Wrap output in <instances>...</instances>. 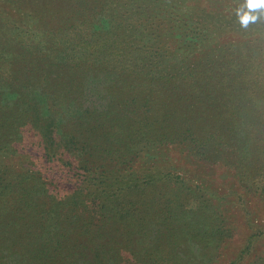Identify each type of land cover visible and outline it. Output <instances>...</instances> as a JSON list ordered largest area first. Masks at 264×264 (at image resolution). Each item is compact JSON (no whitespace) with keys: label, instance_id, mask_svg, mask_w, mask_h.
I'll use <instances>...</instances> for the list:
<instances>
[{"label":"trees","instance_id":"1","mask_svg":"<svg viewBox=\"0 0 264 264\" xmlns=\"http://www.w3.org/2000/svg\"><path fill=\"white\" fill-rule=\"evenodd\" d=\"M244 4L0 0V264H217L233 228L177 157L242 158L253 233L231 264H264L244 200L264 202V33L202 25ZM106 73L97 114L85 81Z\"/></svg>","mask_w":264,"mask_h":264},{"label":"rangeland","instance_id":"2","mask_svg":"<svg viewBox=\"0 0 264 264\" xmlns=\"http://www.w3.org/2000/svg\"><path fill=\"white\" fill-rule=\"evenodd\" d=\"M247 11L249 10L244 4L241 13L232 16L227 15L229 17L216 16L206 19L203 18L202 25H208L210 29L214 31H221L220 28L229 27V29H233L232 31H235L237 35L252 36L254 34L253 32L264 33V10H257L255 13H253L258 15L259 19L255 23L250 22L247 27H244L242 26L240 17ZM247 28L250 29L245 30ZM226 35L227 36L221 39V42H225L228 40L227 38H231V36H233L231 34ZM113 81L114 76L108 73H106V75L100 74L98 76L88 77L85 81L84 95L82 98V102L85 103V106L90 107V109L94 112H97V114L110 108L112 103L111 90L113 88ZM76 108H66V113L68 115H71L72 113V115L75 116V112H77ZM263 108L264 103L261 102V106L257 107V114L258 116L260 115V121H262V118L264 117V112L260 113V110ZM260 121L259 123L249 124H254L255 127H258L253 131V133H256V131H261L264 128V126H262L264 123H260ZM250 128L252 127L250 126ZM250 131L252 132V129ZM245 149L247 148L245 147ZM177 163L180 166L182 165L186 169V172L194 180L200 177L203 180L204 187L207 189L209 188L213 192L215 191L220 203L223 204L222 208H225L226 219L228 220L229 225L233 228L234 235L232 238L228 239V241L225 242L219 249L217 264H231V262L238 256L242 248L245 246L248 238L253 233L252 229L247 223L248 220L246 218L247 216L245 209H243L241 206L240 198L237 194V191L243 193V186L244 183H246L244 182V177L242 176V158L240 164L238 161L235 164L232 163L230 166L224 164L223 162L202 164L198 161H195L191 157H177ZM247 175L248 174H246V176ZM198 182L201 183V180ZM245 195L246 196L244 197V200L249 207V211L254 213L252 219L258 221L257 224L264 227V202L255 197L253 193L248 194L246 191ZM159 231L160 228L157 226L154 227L151 236H156ZM206 236L207 235H204V237ZM198 240H202V242L205 243L206 239L203 240L202 238H199ZM196 249L197 248L193 247V251H196ZM263 254L264 240L261 241L260 245H258L255 256L260 257ZM255 256L253 255L252 258ZM252 258L249 261H251Z\"/></svg>","mask_w":264,"mask_h":264},{"label":"clouds","instance_id":"3","mask_svg":"<svg viewBox=\"0 0 264 264\" xmlns=\"http://www.w3.org/2000/svg\"><path fill=\"white\" fill-rule=\"evenodd\" d=\"M245 7L249 10L240 18L242 26L247 27L250 22L255 23L259 16L255 13L257 10H264V0H246Z\"/></svg>","mask_w":264,"mask_h":264}]
</instances>
